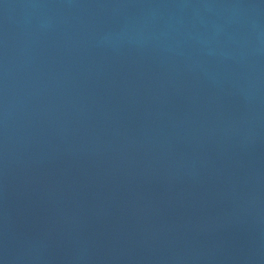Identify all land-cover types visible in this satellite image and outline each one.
Instances as JSON below:
<instances>
[{"label":"water","instance_id":"water-1","mask_svg":"<svg viewBox=\"0 0 264 264\" xmlns=\"http://www.w3.org/2000/svg\"><path fill=\"white\" fill-rule=\"evenodd\" d=\"M0 264H264V0H0Z\"/></svg>","mask_w":264,"mask_h":264}]
</instances>
